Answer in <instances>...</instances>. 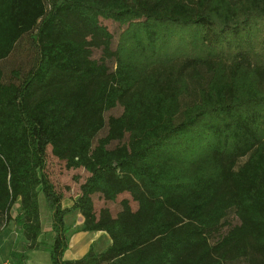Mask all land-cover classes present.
Returning <instances> with one entry per match:
<instances>
[{
    "label": "trees",
    "instance_id": "obj_1",
    "mask_svg": "<svg viewBox=\"0 0 264 264\" xmlns=\"http://www.w3.org/2000/svg\"><path fill=\"white\" fill-rule=\"evenodd\" d=\"M52 160L86 173L70 207ZM40 196L50 264H264V0H0V233L20 230L19 263L42 246ZM74 212L104 251L64 258Z\"/></svg>",
    "mask_w": 264,
    "mask_h": 264
},
{
    "label": "crops",
    "instance_id": "obj_2",
    "mask_svg": "<svg viewBox=\"0 0 264 264\" xmlns=\"http://www.w3.org/2000/svg\"><path fill=\"white\" fill-rule=\"evenodd\" d=\"M66 200H68V203L65 204ZM71 205H72V200H69L66 198L63 201L64 207H70ZM73 214H76V216H78L77 217L78 219L76 220V223L74 224V226H76V230L74 231V233L70 234L67 232L68 248L64 254V258L66 260L79 259L83 257L90 248L93 249L95 254H99L111 244L109 237L104 233L80 232L79 228L81 227L82 222H83L82 217L76 212L71 213L67 215L66 217L73 215ZM9 223H12V222H9ZM15 228L18 229L16 226ZM44 231L47 234L49 231V228L47 230L44 229ZM18 232H19L18 233L19 237H17L16 240L12 239V237L10 236V232L8 231L5 232L3 230L0 233V254H2L1 251L4 249L9 250L8 252L10 255L13 251L19 252V250L16 249L18 246L17 244L21 243L23 245L25 241L19 229H18ZM44 234L40 237V240L42 242L41 248L39 250L26 253L25 260L21 261L20 264H50L49 246L51 244V236L49 237L50 239L49 242L45 244L42 241ZM4 260H9V259L7 258L1 259L0 262Z\"/></svg>",
    "mask_w": 264,
    "mask_h": 264
},
{
    "label": "rangeland",
    "instance_id": "obj_3",
    "mask_svg": "<svg viewBox=\"0 0 264 264\" xmlns=\"http://www.w3.org/2000/svg\"><path fill=\"white\" fill-rule=\"evenodd\" d=\"M101 23L105 26H107L109 28V30L115 34V27L114 25L109 22V21H104L101 20ZM121 112L120 108H117L113 111V115H119ZM52 165L51 167H49V174L51 177L52 182L56 185L57 188H59L65 195V197L67 199H73V197L75 196V194L78 193V188L81 182H83V180L85 179L86 173L79 170V171H68L66 169H64V166L62 163L56 161V160H52ZM124 196H120L117 201L113 202V203H108V207L110 208V210L115 213L116 211H118L120 209V199H122ZM68 203V200H66L65 204ZM39 204H40V213H41V220H42V225L43 228L45 230H47L49 228V215L45 209L44 206V202H43V198L42 196L39 197ZM95 204L96 207H101L102 203L99 200H96L95 198ZM132 206L135 207V204L132 203ZM17 213V206H14L11 210V217H14ZM78 216H76V214L70 215L68 217H65V222H66V229L67 232L72 234L74 233V231L76 230V226H74V224L76 223V220ZM5 232H10V236L12 237L13 240H16L17 237H19V232L18 229L15 228L14 224L12 223H8L4 229ZM51 236V234L48 233L44 234L43 237V242L46 244L47 242H49V237ZM70 237V235H69ZM17 250H19V252L22 251V244L18 243L17 244ZM9 250L4 249L1 251L2 254H0V260L1 259H9L12 261L13 264H20L18 261H16L8 252Z\"/></svg>",
    "mask_w": 264,
    "mask_h": 264
},
{
    "label": "built area",
    "instance_id": "obj_4",
    "mask_svg": "<svg viewBox=\"0 0 264 264\" xmlns=\"http://www.w3.org/2000/svg\"><path fill=\"white\" fill-rule=\"evenodd\" d=\"M0 264H13L11 260L1 261Z\"/></svg>",
    "mask_w": 264,
    "mask_h": 264
}]
</instances>
